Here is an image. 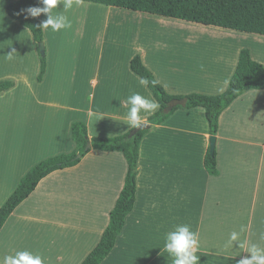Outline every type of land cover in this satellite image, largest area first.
Wrapping results in <instances>:
<instances>
[{
	"label": "crops",
	"instance_id": "crops-1",
	"mask_svg": "<svg viewBox=\"0 0 264 264\" xmlns=\"http://www.w3.org/2000/svg\"><path fill=\"white\" fill-rule=\"evenodd\" d=\"M8 4L10 0H0L5 12L0 18L13 29L9 37L17 44L0 51V82H14L11 90L0 95V208L33 166L74 151L70 132L73 122L86 125L88 138L123 136L132 129L124 103L127 97L139 93L155 100L130 70V60L136 52L131 51L122 65H116L119 57L112 55L107 64L77 71L74 91L67 92L63 106L56 107L59 101L53 98L51 88L60 83L61 72L46 65L42 80L37 81L40 65L36 43L27 29L6 15ZM104 11L100 12H110ZM43 15L39 16L41 23ZM85 19L92 21L95 17ZM123 21L132 20L126 17ZM228 31L233 33L225 37L228 42L238 38L264 45L263 36ZM188 37L203 47L216 40V36L201 33L178 39ZM231 46L234 48L230 51L228 46L221 47L219 57L211 61H199L197 68L190 66L193 70L186 69L178 82L171 72L170 82H163L164 89L171 95L222 94L242 50V45ZM135 47L143 49L141 43ZM12 50L15 58L10 61L6 54ZM250 55L253 60L259 59L251 52ZM140 57L156 77L146 53ZM258 62L264 66V62ZM153 114L142 116L147 120ZM215 138L218 175L210 176L203 165L210 134L202 108L178 109L163 123L147 130L138 147L134 207L102 264H172V258L163 250L165 234L183 224L199 236L198 264H237L249 255V243L264 247V90L245 92L224 110ZM126 171L121 153L91 150L76 166L42 179L1 229L0 258L28 250L40 255L44 264H81L108 224ZM241 226L245 227L240 235L244 246L234 242L233 247H228L230 234L240 232ZM19 231L25 240L14 236Z\"/></svg>",
	"mask_w": 264,
	"mask_h": 264
},
{
	"label": "trees",
	"instance_id": "trees-1",
	"mask_svg": "<svg viewBox=\"0 0 264 264\" xmlns=\"http://www.w3.org/2000/svg\"><path fill=\"white\" fill-rule=\"evenodd\" d=\"M86 3L144 13L157 17L181 20L203 26H213L246 34L264 37V0H80ZM40 7L39 0H17L6 6V15L20 26L27 29L36 44L43 42V30L40 17L32 18L22 13V9ZM46 62L44 54L40 57V70L37 81L44 76ZM130 70L139 78L145 77L150 83L147 89L160 109L147 118V124L160 125L178 109L202 108L209 128L210 137H216L219 117L238 97L251 90H264V66L254 61L247 49L238 55L235 71L226 90L219 95L189 94L186 96L169 95L155 80L153 74L142 63L140 55L130 60ZM151 81H156L153 86ZM14 82H0V95L11 90ZM175 99H186L184 107H176L164 113L166 105ZM149 127V128H150ZM74 151L47 158L33 166L21 179L15 190L0 208V231L13 211L36 189L38 183L51 173L76 166L91 151L121 153L127 164L122 190L113 209L109 213L108 224L96 247L86 256L81 264H102L115 246L121 234L126 217L134 207L136 199V176L138 172V147L147 130L127 139L128 133L115 138H88L83 122H73L70 127ZM90 149H86L87 143ZM204 169L210 176H217L216 154L207 150Z\"/></svg>",
	"mask_w": 264,
	"mask_h": 264
},
{
	"label": "rangeland",
	"instance_id": "rangeland-1",
	"mask_svg": "<svg viewBox=\"0 0 264 264\" xmlns=\"http://www.w3.org/2000/svg\"><path fill=\"white\" fill-rule=\"evenodd\" d=\"M14 1L17 0H10V3ZM79 6L85 8L90 7L88 9H98V11L108 10L110 12L105 15L103 14L105 13L104 11L101 14L105 17H99L101 19L95 17V19L97 18L96 20L93 19L90 21L85 19L86 16L74 15L76 13L72 14L70 10L65 12L63 8L59 6L53 10V14L66 15L71 22V28L66 30L62 29L58 32L42 28L43 42L41 43L44 47L46 65L53 66L56 72H61L60 83L56 82L51 88V92L54 96L53 98L59 101L55 104L56 107L63 106V102L68 96L67 92L74 91V76L77 71L84 69V72H86L91 69V66L95 67L96 65L100 66V64H107L108 58L112 57V55L116 58L119 57L115 61V64L119 66L124 63V58L131 51H136L134 55L140 56L145 52L148 63L155 67L156 77L154 74L153 76L163 88V82H170L171 72L175 73V76H173L174 78H180L179 75L185 74L188 69L193 70V68H189L190 66L194 67L195 65V68H197V63L199 61L206 59L211 61L213 58L219 57L221 53L220 50H222L221 47L228 46L229 51L233 49L234 47L231 46V44L236 47L242 45L241 49H247L256 59L259 57V59L254 61L264 62V45L258 46L250 39L245 41L235 38L228 42L225 37H227V34H233L228 33L230 32L228 30L215 27H204L202 25L177 20H167L157 16L123 9H107V7L105 8L103 5L78 3L72 7V10H78L76 7ZM2 11V7H0V15ZM119 14L124 15V17H121ZM43 17L45 20V14ZM126 17L132 21L130 23L123 21ZM87 18H92V16ZM109 18L120 19H118V21H113ZM12 31L13 29L11 30L8 28L4 20L0 18V51H4V49L7 50L17 44L14 38L9 37ZM199 33L202 35L216 36V40L210 43L212 46L211 48L208 47L210 46L209 44L207 47H203L200 42L192 37L183 40L178 39L180 36L197 35ZM136 43H141L143 49L135 47ZM39 44H36V52L37 60L40 65V57L42 54L39 50ZM229 56L230 55L226 58H229ZM201 63L204 65L205 62ZM206 65L209 64H205V66ZM147 69L149 68L147 67ZM171 69L173 71H171ZM178 81L179 79H177L176 82ZM164 90L166 91V89ZM168 94L171 95L170 93ZM54 235L58 236L57 233ZM14 236L19 240H25V237H23L20 231L15 232Z\"/></svg>",
	"mask_w": 264,
	"mask_h": 264
},
{
	"label": "clouds",
	"instance_id": "clouds-1",
	"mask_svg": "<svg viewBox=\"0 0 264 264\" xmlns=\"http://www.w3.org/2000/svg\"><path fill=\"white\" fill-rule=\"evenodd\" d=\"M80 0H39L42 7H29L22 9V13L26 16L36 18L41 14H45L46 19L38 25L41 29H50L53 32H58L62 29L71 28V22L64 14H53V10L58 5H62L66 12L70 10L74 3L78 4ZM15 50L6 54L8 60H13ZM150 81L141 77L139 84L147 87ZM152 85H156V81H151ZM125 106L128 108L127 121L131 128H145L147 122L143 118L142 113L153 114L160 109V104L153 100L142 96L139 93H133L125 100ZM245 231V227L241 226L240 232L233 231L228 240V247H233L234 242L238 247H243L240 241L241 233ZM261 239L264 240V233L261 234ZM172 258V264H198L199 256L196 254L199 251V236L192 231L187 224L177 225L174 230L165 234L164 249ZM249 254L237 261V264H264V247L256 243H249L246 249ZM232 256L230 258H233ZM0 264H44L43 258L38 254H33L28 250L15 252L14 255H4L0 258Z\"/></svg>",
	"mask_w": 264,
	"mask_h": 264
},
{
	"label": "water",
	"instance_id": "water-1",
	"mask_svg": "<svg viewBox=\"0 0 264 264\" xmlns=\"http://www.w3.org/2000/svg\"><path fill=\"white\" fill-rule=\"evenodd\" d=\"M39 50H40L41 54H44V47H43L42 43L39 44ZM186 103H187L186 99H175V100H172L166 105V107L163 110V112L164 113H169L172 109H174L176 107H184L186 105ZM149 127L150 126L147 124V127H145V128H141V129L132 128L129 131L127 139L128 140L132 139L133 137H135L137 135L138 132H140L142 130H148ZM215 144H216V138L215 137H210V140H209V152H210V155L214 154ZM90 147H91V145L88 142L87 145H86V149H90Z\"/></svg>",
	"mask_w": 264,
	"mask_h": 264
},
{
	"label": "bare ground",
	"instance_id": "bare-ground-1",
	"mask_svg": "<svg viewBox=\"0 0 264 264\" xmlns=\"http://www.w3.org/2000/svg\"><path fill=\"white\" fill-rule=\"evenodd\" d=\"M78 10H72V14L73 13H76L74 15H77V16H86V17H97V16H100L102 15L100 11H94V10H90V9H84V8H77ZM77 16H74V17H77Z\"/></svg>",
	"mask_w": 264,
	"mask_h": 264
}]
</instances>
